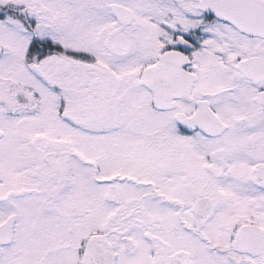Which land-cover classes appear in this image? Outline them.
<instances>
[{
	"label": "snow or ice",
	"instance_id": "6c2138e0",
	"mask_svg": "<svg viewBox=\"0 0 264 264\" xmlns=\"http://www.w3.org/2000/svg\"><path fill=\"white\" fill-rule=\"evenodd\" d=\"M0 264H264V0H0Z\"/></svg>",
	"mask_w": 264,
	"mask_h": 264
}]
</instances>
